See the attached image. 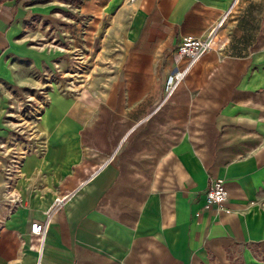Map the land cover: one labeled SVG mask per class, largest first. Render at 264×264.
<instances>
[{
    "label": "crops",
    "instance_id": "crops-1",
    "mask_svg": "<svg viewBox=\"0 0 264 264\" xmlns=\"http://www.w3.org/2000/svg\"><path fill=\"white\" fill-rule=\"evenodd\" d=\"M0 264H264V0H0Z\"/></svg>",
    "mask_w": 264,
    "mask_h": 264
},
{
    "label": "built area",
    "instance_id": "built-area-1",
    "mask_svg": "<svg viewBox=\"0 0 264 264\" xmlns=\"http://www.w3.org/2000/svg\"><path fill=\"white\" fill-rule=\"evenodd\" d=\"M227 14V9L219 13L209 23L202 35L184 36L180 39L176 52L172 57V67L163 81L160 101H164L171 96L192 65L203 53L221 48L222 41L219 39V30L223 26ZM66 196L65 194L55 196L54 204L61 206ZM226 197L227 189L222 178L211 176L204 191L202 207H210L211 205L221 207ZM29 231L38 237L39 244H41L45 233V221L32 219L29 222Z\"/></svg>",
    "mask_w": 264,
    "mask_h": 264
},
{
    "label": "rangeland",
    "instance_id": "rangeland-1",
    "mask_svg": "<svg viewBox=\"0 0 264 264\" xmlns=\"http://www.w3.org/2000/svg\"><path fill=\"white\" fill-rule=\"evenodd\" d=\"M52 38H54V40H52V43H55L54 46H57V44H59V43H58L59 41H58L57 37H55V36L53 35Z\"/></svg>",
    "mask_w": 264,
    "mask_h": 264
}]
</instances>
